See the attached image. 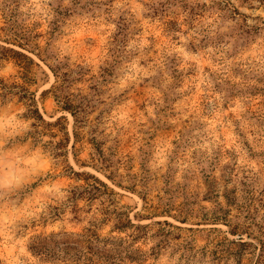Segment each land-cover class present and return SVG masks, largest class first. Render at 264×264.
<instances>
[{"label": "rangeland", "instance_id": "rangeland-1", "mask_svg": "<svg viewBox=\"0 0 264 264\" xmlns=\"http://www.w3.org/2000/svg\"><path fill=\"white\" fill-rule=\"evenodd\" d=\"M0 45L38 63L25 84L0 59V264H237L232 227L259 247L264 0H0ZM62 96L83 108L76 141ZM31 103L65 119L33 126ZM71 168L148 227L115 229Z\"/></svg>", "mask_w": 264, "mask_h": 264}, {"label": "trees", "instance_id": "trees-1", "mask_svg": "<svg viewBox=\"0 0 264 264\" xmlns=\"http://www.w3.org/2000/svg\"><path fill=\"white\" fill-rule=\"evenodd\" d=\"M8 53V54H7ZM10 54V55H9ZM12 57L15 59L16 63L23 69V79L24 83H28L30 81H33L34 78L31 76L30 72V67H38V63L33 60L32 57L28 56L27 54L14 50L12 48H5L0 45V59L4 58H9ZM56 78H59L58 74H55ZM66 81V74L62 73L60 76V85H52L51 87L54 88V97L59 98V93L61 91V86L65 83ZM11 85H7L4 81H0V88L4 89L3 93L1 94L2 96L7 95V93H11ZM58 92V94L56 93ZM19 93L20 98H24L27 100L32 101V93L28 92L27 87L25 85H20L19 86ZM61 108L65 110H69L74 117V141L77 140L78 133L76 131V124L81 122L78 118L79 111H82V105L81 103L79 104H74V102L70 101L69 97L67 96H62L61 100ZM33 106V108H28V114L37 122L32 124L33 126H38L41 125V123H44L46 126H56L59 124L64 118V116H59L57 117L53 122H48L46 121L42 115L39 113L37 107H34V104H30ZM64 131V135L66 139L68 140V132L66 131V127H62ZM42 133L43 131L40 130ZM50 136H54L55 134L50 131ZM75 145V142L73 143V147ZM105 167H108L106 165ZM71 172L74 173L77 176H81L84 174V186H82V189L78 191L77 195L78 197H81L82 195L84 196V200L86 201H92V200H99V204L101 206L100 208V214L103 216L104 219L109 220L108 217L111 215L115 216L116 222L114 223V228L117 230H126L129 228H132V232L130 236H137L138 230L142 228H147L148 225H143V224H137L133 223L130 218L128 217V214L126 211L122 210V206H120L119 200L117 197L120 196L118 192H116L113 188L108 186L104 181H102L100 178L96 177L95 175L84 172V173H79L71 168ZM112 171L109 172L107 175L111 180H114L112 178ZM72 198L75 197V192H72ZM165 224H168V222H164ZM238 228L232 227L230 229L231 234H238L239 237L235 240H229L227 237H223L221 240V244L226 243L228 245V248L226 249L227 256H230L232 259H234L237 264L241 263V260L243 259L244 255L246 254H254L255 256V250H258V253L255 258V264H264V239H256L257 243L259 244V247L257 244H254L253 242L249 240H245L243 237H241V233ZM247 234V236H252V234L248 230H244ZM254 238V237H252ZM255 239V238H254ZM254 248L255 250L248 251V248Z\"/></svg>", "mask_w": 264, "mask_h": 264}]
</instances>
